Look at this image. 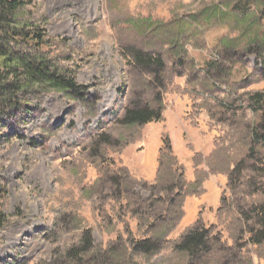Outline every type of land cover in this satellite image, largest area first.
<instances>
[{
  "label": "rangeland",
  "instance_id": "1",
  "mask_svg": "<svg viewBox=\"0 0 264 264\" xmlns=\"http://www.w3.org/2000/svg\"><path fill=\"white\" fill-rule=\"evenodd\" d=\"M31 1L23 17L42 24L43 55L82 89L36 86L0 114V264H264V241L250 240L264 215V129L248 99L264 93V0ZM131 48L162 56V88ZM159 93L165 111L183 112L185 97L193 108L187 122L205 143L192 182L165 151L155 179L132 172L144 140L168 128L120 118ZM218 174L215 222L203 221L212 249L191 257L175 248L194 225L181 223L184 200ZM146 240L151 252L135 248Z\"/></svg>",
  "mask_w": 264,
  "mask_h": 264
},
{
  "label": "trees",
  "instance_id": "2",
  "mask_svg": "<svg viewBox=\"0 0 264 264\" xmlns=\"http://www.w3.org/2000/svg\"><path fill=\"white\" fill-rule=\"evenodd\" d=\"M31 0H0V114L5 109L17 106L31 94L34 87L55 89L72 93H79L82 87L75 81L74 73L64 70L55 60L46 58L44 53L46 35L42 24L24 19L23 12L31 5ZM264 18V8L260 11ZM129 58L142 71L153 73L155 83L163 87L165 62L160 54L153 56L137 48L130 49ZM249 102L253 109L261 114V126L264 129V93L255 91L249 94ZM163 105L160 93L155 96V104L150 106L142 102L131 101L125 107L120 123L122 125H142L153 121H160ZM5 113V112H4ZM3 113V114H4ZM255 133L258 131L255 130ZM160 151L172 154L171 140L168 133L161 136ZM180 169V167H179ZM178 175L182 179V172ZM5 190L0 186V197ZM9 223V216L0 204V228ZM259 230L250 238L253 243L264 241V215L259 218ZM210 227H206L203 220L198 218L175 244V248L184 251L191 257L212 249ZM90 233L83 235L84 245L81 250L88 249ZM135 248L151 250L153 245L149 240L138 242ZM148 252V251H145ZM151 252V251H150Z\"/></svg>",
  "mask_w": 264,
  "mask_h": 264
},
{
  "label": "crops",
  "instance_id": "3",
  "mask_svg": "<svg viewBox=\"0 0 264 264\" xmlns=\"http://www.w3.org/2000/svg\"><path fill=\"white\" fill-rule=\"evenodd\" d=\"M177 97L173 99V104H179ZM183 101L185 108L181 113L174 111H162L161 121H157L160 126L166 123L168 128L167 133L171 140V147L173 156L177 159L178 164L181 166L182 176L184 174L187 181H194L195 162L193 161L194 152L201 151L202 145L198 141L201 134L194 132L191 124L187 122L190 118L187 117V112L192 108L189 100L185 97ZM193 110V108L191 109ZM179 115V116H178ZM161 122V123H160ZM199 122V120H196ZM200 125L203 124L200 122ZM160 133V132H159ZM162 135L154 134L148 140H144V146L141 153L136 156V162L131 165L132 172L138 178L145 180L155 179L159 170L158 154L162 147ZM191 146H190V145ZM183 170V171H182ZM221 177H213L201 183L202 191L198 194L191 193L185 197L184 200V215L181 223L185 227H190L194 224L198 216H202L203 221L207 224L214 223L215 209L220 201L221 185L226 181L224 174ZM205 207L202 210V207Z\"/></svg>",
  "mask_w": 264,
  "mask_h": 264
},
{
  "label": "bare ground",
  "instance_id": "4",
  "mask_svg": "<svg viewBox=\"0 0 264 264\" xmlns=\"http://www.w3.org/2000/svg\"><path fill=\"white\" fill-rule=\"evenodd\" d=\"M107 107V103L105 105H103L102 109H105Z\"/></svg>",
  "mask_w": 264,
  "mask_h": 264
}]
</instances>
